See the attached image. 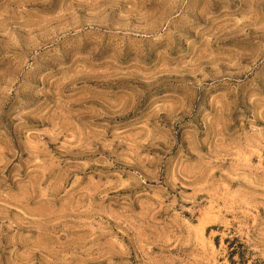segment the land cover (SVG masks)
<instances>
[{
    "label": "rangeland",
    "instance_id": "rangeland-1",
    "mask_svg": "<svg viewBox=\"0 0 264 264\" xmlns=\"http://www.w3.org/2000/svg\"><path fill=\"white\" fill-rule=\"evenodd\" d=\"M0 264H264V0H0Z\"/></svg>",
    "mask_w": 264,
    "mask_h": 264
}]
</instances>
